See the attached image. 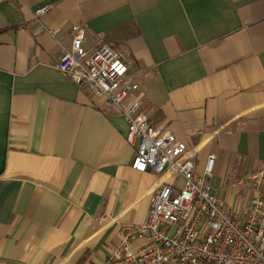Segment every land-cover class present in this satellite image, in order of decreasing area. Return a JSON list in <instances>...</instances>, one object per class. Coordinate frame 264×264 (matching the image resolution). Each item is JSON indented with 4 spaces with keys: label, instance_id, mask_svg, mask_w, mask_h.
I'll list each match as a JSON object with an SVG mask.
<instances>
[{
    "label": "crops",
    "instance_id": "crops-1",
    "mask_svg": "<svg viewBox=\"0 0 264 264\" xmlns=\"http://www.w3.org/2000/svg\"><path fill=\"white\" fill-rule=\"evenodd\" d=\"M72 27L87 53L124 55L123 104L183 142L198 177L214 156L212 194L240 214L232 185L264 168V0H0V264H107L160 186H183L134 171L119 111L61 77Z\"/></svg>",
    "mask_w": 264,
    "mask_h": 264
},
{
    "label": "built area",
    "instance_id": "built-area-1",
    "mask_svg": "<svg viewBox=\"0 0 264 264\" xmlns=\"http://www.w3.org/2000/svg\"><path fill=\"white\" fill-rule=\"evenodd\" d=\"M71 31L70 48L57 64L61 77L119 111L127 124L126 142L137 145L134 171L161 173L169 167L183 180L179 190L169 183L160 186L143 223L122 226L121 246L107 264H264V168L247 172L232 185L248 191L245 208L235 215L214 197L206 180L214 156L198 177L183 142L155 129L140 102L123 104L137 90L124 55L101 40L89 54L83 49L84 31Z\"/></svg>",
    "mask_w": 264,
    "mask_h": 264
},
{
    "label": "rangeland",
    "instance_id": "rangeland-1",
    "mask_svg": "<svg viewBox=\"0 0 264 264\" xmlns=\"http://www.w3.org/2000/svg\"><path fill=\"white\" fill-rule=\"evenodd\" d=\"M222 180H223V178H222ZM214 184H215V181H214V178H213V180L211 181V183L209 185L211 186V188H213Z\"/></svg>",
    "mask_w": 264,
    "mask_h": 264
}]
</instances>
